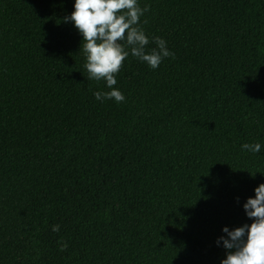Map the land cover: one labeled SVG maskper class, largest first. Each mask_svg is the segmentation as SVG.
Masks as SVG:
<instances>
[{
	"label": "trees",
	"instance_id": "trees-1",
	"mask_svg": "<svg viewBox=\"0 0 264 264\" xmlns=\"http://www.w3.org/2000/svg\"><path fill=\"white\" fill-rule=\"evenodd\" d=\"M74 2L0 0V264H221L264 183V0H138L174 57L129 54L121 103Z\"/></svg>",
	"mask_w": 264,
	"mask_h": 264
},
{
	"label": "clouds",
	"instance_id": "clouds-1",
	"mask_svg": "<svg viewBox=\"0 0 264 264\" xmlns=\"http://www.w3.org/2000/svg\"><path fill=\"white\" fill-rule=\"evenodd\" d=\"M73 7L74 11L64 21L70 20L83 37L87 78L104 80L110 89L94 92L98 101H125L124 94L113 86L117 84L116 75L129 54L152 69L158 68L164 58L174 57L167 42L160 37L152 38L156 47L147 50L150 39L140 25V18L149 7L141 8L138 0H75ZM241 147L253 153L261 151L259 143H244ZM254 192V198L249 197L243 204L245 214L252 222L231 231L228 227L222 229L227 238H218L217 244L222 242L227 251L221 264H264V183ZM52 231L58 232L59 225H53ZM58 243L60 251L68 246L67 242Z\"/></svg>",
	"mask_w": 264,
	"mask_h": 264
}]
</instances>
